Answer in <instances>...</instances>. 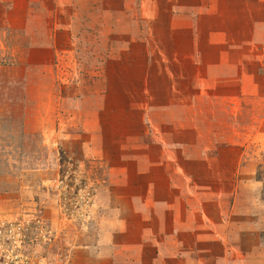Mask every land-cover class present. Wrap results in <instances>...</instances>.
Masks as SVG:
<instances>
[{"label":"rangeland","instance_id":"rangeland-1","mask_svg":"<svg viewBox=\"0 0 264 264\" xmlns=\"http://www.w3.org/2000/svg\"><path fill=\"white\" fill-rule=\"evenodd\" d=\"M136 7L0 0V264H264V75L162 144Z\"/></svg>","mask_w":264,"mask_h":264},{"label":"crops","instance_id":"crops-1","mask_svg":"<svg viewBox=\"0 0 264 264\" xmlns=\"http://www.w3.org/2000/svg\"><path fill=\"white\" fill-rule=\"evenodd\" d=\"M136 6L147 21L145 31L134 35L145 48L144 103L160 114L150 117L147 127L178 136L159 141L181 147L182 137L200 134L191 122L204 112L201 104L214 103L216 95L231 102L239 83L264 75V16L257 2L249 0H136ZM121 9L127 13L128 7Z\"/></svg>","mask_w":264,"mask_h":264}]
</instances>
